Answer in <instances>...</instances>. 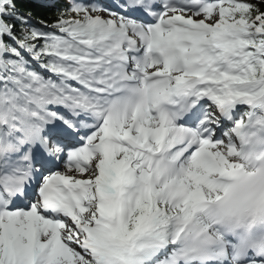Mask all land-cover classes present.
<instances>
[{
    "label": "snow or ice",
    "instance_id": "1",
    "mask_svg": "<svg viewBox=\"0 0 264 264\" xmlns=\"http://www.w3.org/2000/svg\"><path fill=\"white\" fill-rule=\"evenodd\" d=\"M39 3L0 0V264H264L223 227L264 213V0Z\"/></svg>",
    "mask_w": 264,
    "mask_h": 264
},
{
    "label": "clouds",
    "instance_id": "2",
    "mask_svg": "<svg viewBox=\"0 0 264 264\" xmlns=\"http://www.w3.org/2000/svg\"><path fill=\"white\" fill-rule=\"evenodd\" d=\"M212 212L215 214L216 209L213 208ZM223 227L228 232L239 231L250 249H254L258 254H264V213L243 219L226 218Z\"/></svg>",
    "mask_w": 264,
    "mask_h": 264
},
{
    "label": "trees",
    "instance_id": "3",
    "mask_svg": "<svg viewBox=\"0 0 264 264\" xmlns=\"http://www.w3.org/2000/svg\"><path fill=\"white\" fill-rule=\"evenodd\" d=\"M68 0H58V7H64ZM18 7L21 11L31 12L32 20L37 22L39 20L50 21L56 15V9L41 7L39 0H19Z\"/></svg>",
    "mask_w": 264,
    "mask_h": 264
}]
</instances>
